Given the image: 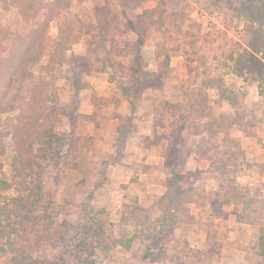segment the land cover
<instances>
[{"label": "rangeland", "instance_id": "1", "mask_svg": "<svg viewBox=\"0 0 264 264\" xmlns=\"http://www.w3.org/2000/svg\"><path fill=\"white\" fill-rule=\"evenodd\" d=\"M139 1L0 0V71L15 96L0 109V264H15L7 242L25 264H264V0ZM151 8L142 45L118 30ZM98 19L110 33H95ZM59 30L69 46L48 95L39 68ZM31 93L44 112L34 124L21 112ZM18 196L21 216L8 213ZM90 217L129 247L84 241Z\"/></svg>", "mask_w": 264, "mask_h": 264}, {"label": "trees", "instance_id": "2", "mask_svg": "<svg viewBox=\"0 0 264 264\" xmlns=\"http://www.w3.org/2000/svg\"><path fill=\"white\" fill-rule=\"evenodd\" d=\"M141 1L139 0H120V7L122 10H127L129 8L130 5H140ZM153 9H145L143 10V12L141 14H137L135 16V20L131 23L132 25H129V22H125V24L123 25V27L121 28L119 26L118 30L120 29V32L123 34L128 33V31H133L134 33L137 34L138 37V44L142 45L144 43V36L146 34L147 29L155 24V19L153 18ZM50 22V19H48L47 21H45L43 23L42 26L37 27L36 29L33 30V38L39 39L40 37L43 38L42 35L45 34V30L46 27L48 25V23ZM99 22V23H98ZM97 25L94 26V28L96 27V31L95 33H99V34H104V33H110L109 29H110V24L107 23V20L104 21H99L98 19ZM128 23V24H127ZM133 26V27H131ZM113 30H117V27L114 26ZM59 37L57 40L53 41V50L51 52H49V59L47 61V64H41L40 68H39V81L37 83V87L40 88L43 93L48 94V95H52L53 91H52V87L54 86V82L56 79V73L54 72V67H53V63L55 61V57L58 56V60H57V64H61L64 60H65V56H64V50L68 49L69 44L66 43L64 40H62V36H61V31L59 30ZM96 35V34H95ZM112 40V46H115V40L114 38H111ZM74 42H70V44H73ZM90 43V41H89ZM22 45V44H21ZM21 45L17 48L18 50H21ZM24 52V51H23ZM25 54H20L19 56H17L16 58V63L14 64V67L16 69H21V74L22 76L25 75V73H27V66H29V61H33L32 58L28 57L27 54H29L28 52H24ZM15 56L12 55V53L9 55V59L5 62L8 61H13ZM136 58L139 59V57L136 56ZM135 58V59H136ZM137 59V60H138ZM243 59V57L241 56L238 59V62L240 64L241 60ZM140 60V59H139ZM10 61V62H11ZM141 61V60H140ZM10 62L8 63L7 67L10 66ZM130 67V73L132 76H141V74H145V70L141 67V65H138V68H135V66H129ZM143 69V70H142ZM9 70L10 69H6V68H1L0 71V85L4 86V89L2 90V88L0 89V109L1 110H5L6 107L5 105H9L12 108L11 102L10 100H12V98L15 96L13 95L11 97V99L9 98V95H7V90L8 87L12 85L13 83V77H11V75L9 74ZM45 70V71H44ZM44 71V72H43ZM45 73L44 76H42L43 73ZM30 76H33V74L30 72L29 73ZM142 75V76H143ZM141 76V79H142ZM19 77V76H17ZM31 96V100L29 102L26 103V105L23 107L22 109V113L23 115H25V111L28 114V117L30 119V123L34 124L36 121L42 120L44 118V112L42 110V107H40V105L38 104L39 101V97L34 93L30 94ZM6 97L8 99H6ZM222 98L228 99L227 96H224V94H221ZM23 118V117H22ZM21 125L19 124V126H17V133L14 136V151L16 152L15 155V159H18L19 162V158L21 156V148H22V143L24 142V140H22L23 138H25V136L27 135V131H28V127L27 124H23V122L21 121ZM27 126V127H26ZM209 126V125H208ZM211 126V125H210ZM208 130L210 131V127H208ZM23 159V158H22ZM9 183L6 182L5 180L0 178V191L3 189H7L9 188ZM233 191L236 192L237 196H240L241 194H243V192H241L240 190H238V188L236 186L232 187ZM229 192V190L227 191V193ZM11 203L13 205L12 209H8V213L14 212L15 215H20L22 214L21 209H19V205L23 204L22 198L20 196L18 197H11ZM6 207V206H5ZM1 208V207H0ZM124 216H121V219H124ZM163 227H165L164 225H162ZM79 233H81L80 235L82 236V239L84 241H91L92 243H99L100 241H105L106 239H108L112 244L114 245H121L124 248H128L129 247V243L131 242V238H128L126 240L125 235H121L120 237H113L112 235H106L105 231H104V221H102L100 218H96V217H90L88 220L83 221L82 223L79 224ZM162 231H159V234H161ZM157 237L156 236H153ZM84 241H82V243H85ZM260 241L261 243L264 242V236L260 237ZM9 245V248L11 249L12 252V256L11 259L13 260V262L15 264H25L27 262V257L26 255L23 253V250L14 246V244L12 242H7ZM79 245H81V243H79ZM261 254H264V246L263 244H261ZM151 255L150 252V247L147 245L145 247V253H144V258H148ZM80 264H86V261H80Z\"/></svg>", "mask_w": 264, "mask_h": 264}]
</instances>
